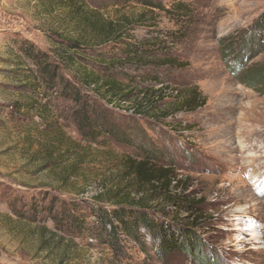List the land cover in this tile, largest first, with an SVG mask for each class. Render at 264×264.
Returning <instances> with one entry per match:
<instances>
[{
	"label": "rangeland",
	"instance_id": "rangeland-1",
	"mask_svg": "<svg viewBox=\"0 0 264 264\" xmlns=\"http://www.w3.org/2000/svg\"><path fill=\"white\" fill-rule=\"evenodd\" d=\"M154 1L169 9L185 1L195 10L188 39L168 42L172 67L158 58L159 66L147 70L156 82H142V70L118 67L130 76L132 88L144 91L135 101L146 104L161 96L158 111L136 116L134 101L108 108L138 142L141 128L150 146L164 150L171 178L154 185L147 207L157 222L191 228L202 254L162 258L158 243L143 229L145 246L120 236V254L104 238L96 239L101 230L92 211L115 209L122 198L111 196L120 188L135 204L149 199L154 186L141 194L130 184L134 177L124 161L141 158L134 144L82 139L72 120L75 104L61 97L59 85L54 90L42 85L37 65L20 51L30 41L58 61L60 78L94 100V88L81 84L83 71L102 75L103 69L84 59L64 64L55 48L62 41L102 47L112 40L113 29H126L138 42L150 36L147 30L128 27L141 14L148 19L140 27L156 26L163 33L174 29V15L136 0H0V264H264V88L258 92L242 82L250 67L264 64V41L245 67L235 63L236 37L253 28L264 0ZM103 48L99 51L109 58L115 47ZM159 53L163 58L164 50ZM121 54L118 49L112 55ZM195 92L196 109H188L185 103ZM32 101L39 111L29 110ZM51 201L57 209L60 203L74 209L85 220L84 229L66 224L59 231L45 209ZM250 224L255 233L245 232ZM52 233L57 240L41 250Z\"/></svg>",
	"mask_w": 264,
	"mask_h": 264
},
{
	"label": "trees",
	"instance_id": "trees-1",
	"mask_svg": "<svg viewBox=\"0 0 264 264\" xmlns=\"http://www.w3.org/2000/svg\"><path fill=\"white\" fill-rule=\"evenodd\" d=\"M139 3L145 5L146 8L152 10H160L167 14L174 15V29H170L167 33L158 31L156 26H139V22L146 25L148 15L146 13L141 14L136 19V24L131 25L128 28L134 27V29H145L150 36L135 41V35H129V31L126 29L119 31L113 29L111 35L112 40L104 45L113 44L115 48L112 49V53L109 58L106 55H102L104 45L99 47L86 48L82 43L78 41H62L60 46L55 48V54L59 52L61 61L64 64H77L81 59L91 61L95 66L103 69L102 75L94 74L90 71H83L81 84L87 88L92 87L95 90V98L92 99L88 95H82L81 91L75 89L74 86L59 77V63L50 59V55L39 49L36 45L30 41H24L20 47V51L27 58L31 59L36 65L38 70V78L42 85H46L49 90H54L59 85L60 95L64 100L73 102L75 108L72 110V120L75 123L78 132L83 140L89 141L94 144H103L107 141H116L123 144H134L139 149V155L141 158H127L124 161L125 169L130 173L129 176L134 177L130 183L138 187L141 193L145 188H151V185L160 184L168 181L171 178L172 171L167 163V159L164 156V150L149 145L150 139L148 135L143 132L141 136L143 141H139V137H132L126 130V124L116 122L115 115L108 107H112L117 102L135 104L134 113L136 116L152 115L158 111V104L161 96L156 99L146 101V104L135 101L144 91L139 92L136 88H132L130 76L123 70L118 72V67L122 69L128 68V66L135 68V70L145 72L143 76H139L142 82H156L158 79L155 75L150 74L147 70L153 67V64L157 61L155 59L161 58L159 61L165 66L172 67L174 64L170 59L171 45L168 42L178 45L180 42L186 41L191 32L193 22L192 13H195L194 8L185 1H178L171 4V9L167 8L163 2H155L154 0H136ZM188 16L187 22L180 20L178 16ZM153 24V23H152ZM127 28V29H128ZM160 32L161 35L153 36L155 33ZM134 34V31L132 32ZM165 38V39H164ZM238 38L240 47L236 51L238 54L236 58V65L245 67L244 61H251L258 52L262 50V43L264 41V13L254 24L253 28L241 33ZM120 49L122 51L121 58H117V55H112L114 51ZM90 53H86L88 51ZM159 50H164V57H161ZM104 54V53H103ZM88 56V58L86 57ZM57 58V57H56ZM59 60V61H60ZM226 63L229 64V60L226 59ZM156 67L159 66L155 63ZM122 77L123 79H119ZM60 80V82H58ZM128 80V81H127ZM128 82V83H127ZM243 84L248 88L260 91L259 87L264 88V64L252 66L245 74V79L242 80ZM147 94L152 93V90H148L145 87ZM262 90V89H261ZM33 93L34 90L32 91ZM264 93V89L261 91ZM153 98H155L156 94ZM45 96V95H44ZM145 96V95H144ZM199 101V95L194 93L193 97L185 103V107L188 109H196V104ZM23 108V107H22ZM30 111H39L38 105L32 101L29 106ZM16 111H18L16 109ZM20 111V110H19ZM126 127V128H124ZM141 140V139H140ZM162 164V165H160ZM165 166V167H163ZM156 186L151 191L150 198L144 200L142 198L136 201L128 203L129 195L124 193V188L118 189L117 193L111 196V200H120L115 209H99L92 211V214L96 216V221L99 224V230L101 234L96 235L97 238H104L105 244H108L111 249L120 254V236H125L137 244H144V235L142 229L145 230L150 239L154 243H158V254L162 258H167L178 252H184L186 255H197L200 257L202 254V244L198 241L196 234L191 228L182 227L179 225H169L164 222H157L150 214V210L147 207V203L153 201L150 200L156 193ZM128 194V193H127ZM143 194V193H141ZM126 201V202H124ZM180 202L177 198L175 203ZM57 202L51 201V203L45 208L48 210L49 215L53 219L59 231L64 229L63 226L76 228L78 231H82L85 226V220L78 218L74 209L70 210L65 208L60 203V207L56 208ZM182 207V205L180 204ZM191 206L190 208H192ZM36 212L40 210L38 207H34ZM23 218V217H22ZM68 223H70L68 225ZM108 227L110 229L108 230ZM46 230V229H45ZM57 240V237L52 233L50 240H45L41 246V250H45L46 247H50V243ZM145 248V247H144Z\"/></svg>",
	"mask_w": 264,
	"mask_h": 264
},
{
	"label": "bare ground",
	"instance_id": "bare-ground-1",
	"mask_svg": "<svg viewBox=\"0 0 264 264\" xmlns=\"http://www.w3.org/2000/svg\"><path fill=\"white\" fill-rule=\"evenodd\" d=\"M246 227H248V228H246L245 229V232H251V233H255V231L257 230V228L256 227H254L252 224H250V225H248V226H246ZM255 239H251V241H254ZM241 242H245V238H242L241 239V241L239 242V243H241Z\"/></svg>",
	"mask_w": 264,
	"mask_h": 264
}]
</instances>
